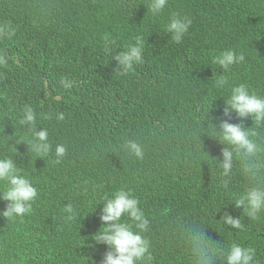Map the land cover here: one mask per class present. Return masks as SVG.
<instances>
[{
    "label": "trees",
    "instance_id": "obj_1",
    "mask_svg": "<svg viewBox=\"0 0 264 264\" xmlns=\"http://www.w3.org/2000/svg\"><path fill=\"white\" fill-rule=\"evenodd\" d=\"M171 1L174 5H194L198 0ZM146 4L147 0H0V27L9 26L14 31L11 38L0 36V56L6 58V63L0 64V156H12L38 190L31 211L22 219L0 217V264H100L99 247L107 251V246L94 239L98 230L83 236L78 227L86 222L95 225L89 221L96 217L92 214L96 208L92 194L102 195L98 191L103 187L110 195L117 189L129 190L140 201L150 220L151 264H188L178 232L179 225L186 222L208 224L206 234L225 247L237 242L254 248L257 264H264V213L250 219L242 208L235 207L234 200L246 184L238 166L230 179L220 176L214 158H220L221 143L201 133L202 127L195 125L197 116L188 112L191 108L186 111L185 103L175 101L176 87L170 83L174 73L165 79L170 90L159 81L158 46L143 15ZM238 4L264 15V0H240ZM169 12L167 5L163 10L167 22ZM241 14L242 10L229 16L213 55L203 63L204 73L194 75L197 83L190 92L214 84L215 76L223 70L212 65L213 58L233 49L243 53L245 61L226 73L227 86H212L214 92L208 97L217 100V93L227 95L230 86L240 83L264 95V26L253 37L239 33L232 21ZM131 21L146 27L143 63L120 75L113 57L136 38ZM192 21L202 25L196 16ZM24 32L39 37L44 54L40 70L29 69L36 58L22 61L28 46L15 38ZM106 34L114 41L108 50ZM88 48H96L98 59L86 60ZM21 75L34 78L20 79ZM58 76L64 79L59 89ZM52 93L55 95L49 97ZM152 104L178 114L177 119L169 117L167 121L176 122L182 131L183 151L179 152L183 157L162 156L152 148L155 140L149 135L154 130L144 115V108ZM25 106L36 112L37 130L48 129L53 147L58 143L66 146L67 154L60 163L54 154L39 158L28 147L31 135L19 123ZM60 112L65 115L63 121L56 119ZM129 139L143 145V159L125 151L123 145ZM187 163L192 167L182 170ZM224 179H229L228 188ZM68 203L77 210L71 222L64 218ZM5 204L0 201V210ZM225 211L240 217L244 229L228 228L217 221ZM70 234L78 240L71 242Z\"/></svg>",
    "mask_w": 264,
    "mask_h": 264
},
{
    "label": "clouds",
    "instance_id": "obj_2",
    "mask_svg": "<svg viewBox=\"0 0 264 264\" xmlns=\"http://www.w3.org/2000/svg\"><path fill=\"white\" fill-rule=\"evenodd\" d=\"M239 1L198 0L194 5L182 2L174 5L171 0H147V11L143 15L151 25L158 46L157 61L160 65L156 68L160 70L159 81L169 89V83H166L165 79L169 73H174L170 83L176 87L175 101L185 103L186 111L191 108L188 112L197 116L195 125L197 128L202 127L201 133L206 132L221 143L220 158H214L220 176L230 179L234 168L238 166L240 174L246 180L242 193L234 200L235 207L242 208L243 214L248 218L257 219L264 213V95L259 94L256 88L240 83L230 86L227 95L217 93V100L208 97L212 86L223 89L229 84L226 73L234 65L244 62L245 55L237 54L233 49L222 51L213 58L212 65L220 67L223 74L215 76L214 84L209 83L207 89L198 87L196 93L189 90L197 83L194 75L202 76L204 73L203 63L213 55L230 15L242 10V17L232 21V24L237 25L239 33L243 32L249 37L255 36L263 28L264 15L240 6ZM167 5L170 7L168 22L163 13ZM193 16L202 20V25L195 24L192 21ZM128 24L129 19L127 26ZM131 26L137 33L134 42L129 43L113 57L117 61L116 73L120 75H126L135 65L143 63V38L146 37V27L140 21H131ZM12 35L14 31L9 26L0 27V36L11 38ZM15 39L24 41L28 46V51L22 53V61L32 62L36 58L38 61L29 69L40 70L44 54L38 35L34 32L17 33ZM104 41L106 50L108 45L114 43L107 34ZM98 57L96 48L86 49V60H95ZM5 63L6 58L0 56V64ZM181 74L182 79L177 83L175 78ZM30 78L34 77L20 76V79ZM63 81L64 79L58 76L56 88L59 89ZM53 95L55 94L52 93L49 97ZM144 115L151 130H154L149 135V139L155 140L151 144L152 148L162 156L172 155L177 159L183 157L179 152L183 151L184 136H180L182 131L176 128V122L167 121L169 117L177 119L178 114L168 113L159 105L152 104L144 108ZM235 116V120H231V117ZM56 119L63 121L64 113H58ZM156 120L157 124H154ZM19 123L31 135L28 147L37 157L45 158L54 154L56 163H60L66 156L67 148L64 144L58 143L53 147L49 142L47 128L37 130V114L31 106L24 107ZM112 140H115L113 136ZM123 147L131 156L143 159L144 147L138 141L129 139ZM164 164L166 165V162ZM190 167L192 165L189 163L184 164L182 170ZM229 179L223 181L225 188L229 186ZM98 193L103 194L97 197L92 194V199H96V208L92 214L96 217L89 218L95 225H88L86 222L78 228L83 236L92 229L98 230L94 239L107 246V251H102L98 246L100 264H151L154 257L152 243L147 236L150 220L139 206L138 198L123 188L110 195V190L103 187ZM37 197V188L22 174L21 167L16 165L12 156H0V201L6 202L4 209L0 210V217L6 218L7 221L22 219L31 211L32 202ZM64 212L67 214L64 217L67 221L75 220L77 210L71 203L64 206ZM217 221L228 228L230 226L232 229H244L240 217L234 218L228 211ZM207 225L202 222H186L179 225L178 232L184 253L188 257V264H215L216 261L220 264H257L254 248L242 246L237 242L225 247L223 243L214 241L206 234ZM78 238L70 234L71 242Z\"/></svg>",
    "mask_w": 264,
    "mask_h": 264
}]
</instances>
